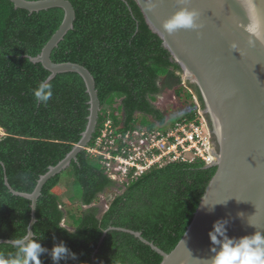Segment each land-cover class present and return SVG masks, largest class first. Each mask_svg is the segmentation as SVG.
I'll list each match as a JSON object with an SVG mask.
<instances>
[{
	"label": "trees",
	"instance_id": "trees-1",
	"mask_svg": "<svg viewBox=\"0 0 264 264\" xmlns=\"http://www.w3.org/2000/svg\"><path fill=\"white\" fill-rule=\"evenodd\" d=\"M75 10L73 28L51 52L54 62H75L93 75L101 105L116 103L124 123L140 122L152 128L162 124L165 112L154 102L170 89L182 100L181 112L170 121L193 119L200 95L194 84H182L180 67L161 46L134 0H69ZM63 10L38 12L15 8L0 0V238L20 240L27 232L30 200L12 194L11 187L31 192L49 166L57 164L84 130L88 95L75 72L59 73L50 80L52 98L35 101L33 90L50 72L29 56L37 55L58 28ZM152 118L150 120L147 118ZM102 119L99 118V123ZM115 122L116 119L114 118ZM96 127L88 145L98 133ZM99 157L83 149L67 171L72 194L64 197L61 173L49 178L36 203L31 241L43 251L41 264H159L161 256L128 232L140 231L169 252L183 235L215 167L201 159L173 162L154 168L115 194L108 208L95 204L99 194L122 189L108 178ZM61 192V190H63ZM68 203H77L78 214ZM68 220H67V219ZM67 223V224H66ZM70 223L72 226L68 227ZM107 230L102 237L103 231ZM26 243V244H27ZM67 252L53 259V249ZM20 245L0 243V258L23 260Z\"/></svg>",
	"mask_w": 264,
	"mask_h": 264
},
{
	"label": "water",
	"instance_id": "water-1",
	"mask_svg": "<svg viewBox=\"0 0 264 264\" xmlns=\"http://www.w3.org/2000/svg\"><path fill=\"white\" fill-rule=\"evenodd\" d=\"M15 8L38 12L53 7L63 10L55 32L35 56L50 72L49 81L59 73L75 72L83 80L88 95V115L79 140L55 165L39 176L31 192L8 190L30 200V219L26 235L20 240L0 238V243L24 246L33 237L36 203L45 182L70 166L90 142L100 109L95 80L83 65L54 62L52 50L73 28L75 10L69 0H9ZM150 30L161 40L181 70L185 82L194 84L201 99L200 113L206 121L215 167L192 219L176 245L165 252L140 231L121 227L149 245L161 256L159 264H211L220 244H213L214 225H223L225 236L239 240L256 232L264 234V43L246 29L252 22L241 0H134ZM264 17V4L255 0ZM195 11V29H179L168 34L163 23L177 11ZM2 165L3 163L0 162ZM107 230L103 231L102 237ZM219 240L224 237L217 234Z\"/></svg>",
	"mask_w": 264,
	"mask_h": 264
},
{
	"label": "built area",
	"instance_id": "built-area-1",
	"mask_svg": "<svg viewBox=\"0 0 264 264\" xmlns=\"http://www.w3.org/2000/svg\"><path fill=\"white\" fill-rule=\"evenodd\" d=\"M120 100H118L119 102ZM193 119L169 121L149 128L139 122L124 125L120 111L103 114L92 145L85 150L99 162L107 176L121 186H128L154 168L173 162L211 161L210 135L199 108Z\"/></svg>",
	"mask_w": 264,
	"mask_h": 264
},
{
	"label": "clouds",
	"instance_id": "clouds-1",
	"mask_svg": "<svg viewBox=\"0 0 264 264\" xmlns=\"http://www.w3.org/2000/svg\"><path fill=\"white\" fill-rule=\"evenodd\" d=\"M241 2L247 14L249 15L250 20L252 21L247 26L246 30L249 33L253 34L258 40H260L261 43H264V17H262L260 8L257 7L255 0H241ZM260 3L264 4V0H260ZM196 16L197 14L195 11L181 9L177 11L174 15H172L170 18H168L166 21H164L163 29L168 34H172L179 29H195L197 27ZM190 90L192 89L190 88ZM193 94L195 96V101L198 103L196 94L194 92ZM33 95L35 101L38 104L39 103L47 104L53 95L52 85L49 79L45 78L44 80L40 81L37 84L36 88L33 90ZM160 96H157V98H159ZM118 100H121V98H117L116 103L112 105H109L107 103L101 105L100 103V109L98 113L96 127L100 125L99 118L102 119L103 114H108L110 116H113L114 118L115 112L120 111L124 118L123 109L122 108L115 109V107L117 108L118 106L117 104H120L121 102V101L118 102ZM154 103L156 104V101ZM164 112H165L164 122L162 124L156 122V125L154 127L163 126L170 121L172 115L169 114L170 112L168 110H164ZM147 118L152 120V118H150L149 116H147ZM124 125L126 124L124 123ZM141 125L147 126L145 124H141ZM88 144L83 149L89 146ZM113 182L116 184L117 187L122 188V190L126 188V186H121L115 181ZM217 234L223 236L224 239L222 241L219 240ZM210 238L213 244H220L219 250L215 248L212 249V251L215 252V255L212 257L211 264H264V234L260 232H256L250 236H244L239 240H233L225 236L223 225L217 223L214 225V231L210 233ZM20 251L23 253L22 261L16 259L9 261L0 258V264H41L39 255L43 251V249L38 242L35 241L29 242L23 247H21ZM66 252L67 249L63 245L54 247L52 252L53 259L56 260L60 259L62 255L65 254Z\"/></svg>",
	"mask_w": 264,
	"mask_h": 264
},
{
	"label": "rangeland",
	"instance_id": "rangeland-1",
	"mask_svg": "<svg viewBox=\"0 0 264 264\" xmlns=\"http://www.w3.org/2000/svg\"><path fill=\"white\" fill-rule=\"evenodd\" d=\"M185 83L186 82L182 79V84H185ZM190 92L193 93L192 90H190ZM190 98H191V100H193V99L195 100L194 94H193V98L192 97H190ZM181 103H182V100H180L179 98L173 96L172 89H170L169 92L167 91L164 94V96H160L156 100V104H158L161 109L168 110L170 112L169 114L172 115L171 118L177 117L180 114H182V112L180 110V108H181L180 104ZM182 104H184V103H182ZM2 133H3V129H0V135ZM68 171L69 170L63 171L61 173V178H63L61 183L63 184V188H65V191L63 189V190H61V192L64 191L63 194H62L64 197H66V195H68V194H72L70 192V189H69V183H70V179H72V177L70 176V174H67ZM121 190L122 189L118 190L117 188H112V189H109V190H105L103 193L99 194L95 204L99 205L103 210H105L107 208V205L109 204V202L115 196V194H117ZM67 208H69L70 212H72V213L78 214V212H79V209L77 207V203H68ZM68 224H70V223H68ZM67 226L71 227L72 225L70 224V225H67Z\"/></svg>",
	"mask_w": 264,
	"mask_h": 264
},
{
	"label": "crops",
	"instance_id": "crops-1",
	"mask_svg": "<svg viewBox=\"0 0 264 264\" xmlns=\"http://www.w3.org/2000/svg\"><path fill=\"white\" fill-rule=\"evenodd\" d=\"M0 129H2V128H0ZM1 135H3V133H2ZM1 135H0V136H1Z\"/></svg>",
	"mask_w": 264,
	"mask_h": 264
},
{
	"label": "flooded vegetation",
	"instance_id": "flooded-vegetation-1",
	"mask_svg": "<svg viewBox=\"0 0 264 264\" xmlns=\"http://www.w3.org/2000/svg\"><path fill=\"white\" fill-rule=\"evenodd\" d=\"M186 84V83H185ZM192 89V88H191ZM193 90V89H192Z\"/></svg>",
	"mask_w": 264,
	"mask_h": 264
}]
</instances>
